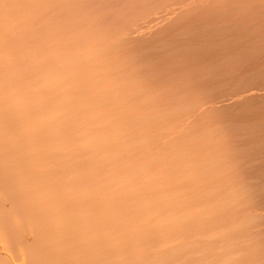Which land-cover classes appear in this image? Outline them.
<instances>
[{"label": "bare ground", "instance_id": "1", "mask_svg": "<svg viewBox=\"0 0 264 264\" xmlns=\"http://www.w3.org/2000/svg\"><path fill=\"white\" fill-rule=\"evenodd\" d=\"M0 264H264V0H0Z\"/></svg>", "mask_w": 264, "mask_h": 264}]
</instances>
